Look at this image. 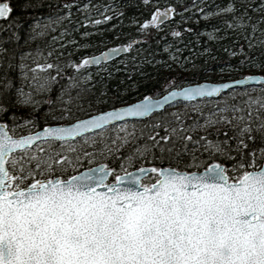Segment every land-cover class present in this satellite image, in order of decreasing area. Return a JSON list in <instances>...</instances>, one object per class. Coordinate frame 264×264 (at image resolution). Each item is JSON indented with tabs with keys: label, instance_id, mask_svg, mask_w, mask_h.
Wrapping results in <instances>:
<instances>
[{
	"label": "snow or ice",
	"instance_id": "6c2138e0",
	"mask_svg": "<svg viewBox=\"0 0 264 264\" xmlns=\"http://www.w3.org/2000/svg\"><path fill=\"white\" fill-rule=\"evenodd\" d=\"M41 7L40 0H20L21 15L13 16L9 0H0V29L10 34L5 39L20 38L23 14L34 20L30 37L44 34L50 24L32 17ZM196 11L222 16L224 36L229 28L243 33L249 51L239 48L240 62L216 61L205 47L203 56L223 63L219 73L206 60L196 64L194 57L172 55L155 62L154 75L134 67L118 86L98 88L101 70L108 78L119 71L103 63L114 54L127 51L140 66L154 62L147 49L131 53L137 42L149 41L152 26L159 30L177 14L172 4L156 7L142 24L130 18L138 36L128 43L69 56L63 64L35 63V91L23 85L12 91L10 71L18 67L27 79L29 69L23 54L17 64L0 43V264H264V74L233 78L245 66L264 72V0H226L214 12ZM123 15L115 10L101 19ZM66 18L71 21V12ZM219 33L213 25L208 36L223 39ZM80 35L85 43L75 41L78 50L107 42L103 35L94 43L88 32ZM122 63L127 73L128 63ZM245 81L262 86L237 91ZM55 84V99L35 98L50 96ZM129 142L133 147L119 156L118 166L96 163L112 158L115 164V154Z\"/></svg>",
	"mask_w": 264,
	"mask_h": 264
},
{
	"label": "trees",
	"instance_id": "16d2710c",
	"mask_svg": "<svg viewBox=\"0 0 264 264\" xmlns=\"http://www.w3.org/2000/svg\"><path fill=\"white\" fill-rule=\"evenodd\" d=\"M14 9H16L12 15L17 16L21 15L20 8V0H9ZM42 7L38 11L32 12V17L39 19L41 24H46L44 19H46L51 13L54 14H62L64 12H71V15L78 13L83 19L89 20H100L99 24H85L84 21H79L76 24V27H73L72 22H62L59 25L52 26L45 29L44 34L36 35L35 37H30L28 29L29 26L34 23L33 18L29 17L27 14L22 15V19L24 20L23 26L18 32L19 39H5L10 34L7 30L0 29V43H2L4 48L9 49L10 53L14 52V59L17 64L20 61V57L23 54L25 59L24 63L27 65L29 69L28 77L31 79L33 73L30 71L35 63H45L54 62L59 60L62 64L65 63L69 56L72 59H77L82 55H91L103 48L112 47L116 44L126 43L129 39H136L138 36L137 33V25H134L131 22L132 17H135L140 21V24L143 23L144 19H150L151 12L154 11L156 7H167L169 4H172L176 7L177 14L172 16L170 21L167 24L162 23L161 30H157L155 26L151 27V37L147 43L137 42L134 45L132 50V55H135L136 49H147L150 53L154 55L153 63H146L143 66L134 64L131 62V58L126 51L124 54L120 55L118 58L109 61L104 64H114L116 68L119 69L117 72H113L111 78H108L106 73L102 70L100 75L96 76L98 81L101 83L97 84V87H101V84L108 87L109 89L118 86L122 80H124L126 75L132 74V69L134 67L139 68L141 71L152 73L153 75L156 72V67L154 66L155 62L169 61L172 55H179L184 57H189V59H193V62L196 64H201L205 62L211 63L216 72H219V69L223 67V63H216L208 57L203 56V50L207 47L210 50L211 56L216 58V61H230L233 65H236L241 60V53L239 52V48L242 46L245 52H248L249 49L247 47V41L243 38V33L237 32L231 28L227 29L228 35L224 36L225 26L221 24L222 16L217 15L209 18H205L202 15V12L196 11V8H200L202 10L214 12L217 6L223 7L226 3V0H151V2L144 6L141 0H40ZM82 3L90 4L94 7L89 9H81L76 10ZM97 3L100 5V8L104 5H108L110 11L108 13H104L100 11L97 7ZM130 3L131 5L137 6H128L124 7L125 4ZM67 5H71V7H67ZM192 5H195L196 8H193ZM114 6V7H113ZM182 9H186L183 12V16L179 13ZM115 10H119L124 13L123 17H114L109 21H103L101 19V14H108ZM66 18H63L65 21ZM79 19V16L76 17ZM179 22V23H178ZM0 23H3L0 20ZM113 25L117 27L113 29ZM216 26L220 29L219 35L224 36L223 39L220 40H212L208 36V32L211 31L212 26ZM51 28V29H50ZM62 29L67 30V35L70 36L67 41L60 40L58 37V33ZM99 29V31H97ZM191 29V31H188ZM94 30V31H92ZM172 30H177L181 33L180 37H176L172 34ZM88 32L92 38V42L94 43L98 36L103 35L107 38V42L104 45H97L95 48H82L80 50L76 49L73 44L75 41H80L81 43H85L80 33ZM117 33H119V38H116ZM141 32L139 35H143ZM159 41V44L156 42ZM60 47H57V45ZM165 44L174 45L175 49L181 50L179 52H170L165 48ZM228 48L229 51H225L224 49ZM235 51L236 56H232L231 52ZM52 52V56L49 57L48 53ZM63 52V55L60 53ZM36 54H39L40 57H35ZM252 54L255 55V50L252 51ZM47 56L45 59L44 57ZM122 61H126L128 63V71L127 73L124 71V64ZM2 67V66H0ZM65 71L71 75L72 70L70 67L65 68ZM89 71L92 73H96V66H90ZM166 70L161 69V75H167ZM247 71H261L258 67H248L245 66L243 72L237 71L234 74L233 78L242 76ZM49 75L48 72H37L36 76H44ZM10 75L13 77L14 88L12 91H15L16 87H20L23 85L25 90H28V87L31 83L22 79L20 76L19 68H15L10 71ZM188 76V75H185ZM103 77V79H101ZM193 80L196 77H192ZM215 79V77L213 78ZM66 82V81H65ZM35 85V84H34ZM262 86L259 84L253 87H247L246 89L251 92L253 88L257 90ZM60 87V84L53 85V92L50 96L44 93H38L35 98L44 99L45 101L48 98L55 99V95ZM35 88V87H34ZM241 89H237L240 91ZM35 91V90H33ZM211 103H215L212 101ZM211 103L204 106V110L207 111L209 107H211ZM177 108L183 107L182 103L173 104ZM41 108H47V103H43ZM189 115L192 116L191 112V103H189ZM131 123V121H129ZM139 132V125L137 126V133ZM140 144L144 143V139L141 138L139 140ZM133 144L129 142L125 144L123 148L120 149L119 152L115 154L116 163L112 164L111 159L107 160L100 159L97 160L96 163H109L110 166L116 167L119 164V156L122 153H126L128 149L132 148ZM86 166H88L86 164ZM140 163L137 162L135 167H139ZM127 170H131L128 168Z\"/></svg>",
	"mask_w": 264,
	"mask_h": 264
},
{
	"label": "bare ground",
	"instance_id": "6f19581e",
	"mask_svg": "<svg viewBox=\"0 0 264 264\" xmlns=\"http://www.w3.org/2000/svg\"><path fill=\"white\" fill-rule=\"evenodd\" d=\"M96 1V0H95ZM97 7L100 9V11H102V12H104V7H101L100 8V5L97 3ZM165 7H163L162 9H164ZM82 8L79 6V7H77L76 8V10L78 11V10H81ZM66 13L67 12H64V13H62V14H54V13H51L50 15H52V16H49V17H47L46 19H44V20H46L45 21V23L47 22V24H52V26H55L56 24L57 25H59V23H62V22H72V24H73V27L75 26H77V25H75L76 24V21H84V19H83V17H81V15L79 14L78 15V13H76V14H74V15H71V21H69L67 18H66ZM79 16V19H76V17H78ZM58 17H65L66 19H65V21H63V19H61L59 22H57V18ZM170 19H171V17L168 19V20H166L165 22H164V24H167V22H169L170 21ZM51 29V28H50ZM92 31H94V30H92ZM61 36H63V39H61ZM58 37H59V39L60 40H63L64 42L65 41H67L68 40V38H70V36L69 35H64V33L60 30V32L58 33ZM129 41H127L126 43H128ZM121 44H124V43H121ZM118 58V57H117ZM116 59V58H115ZM114 60V59H113ZM112 61V60H111ZM107 63V62H106ZM249 74V73H248ZM245 75V74H244ZM243 76V75H242ZM242 76H239V77H242ZM239 77H236V78H239ZM259 85V84H258ZM257 86V85H256ZM250 87H253V86H250ZM245 88H247V87H245ZM238 89V88H237ZM239 89H242V88H239ZM55 97H56V95H55Z\"/></svg>",
	"mask_w": 264,
	"mask_h": 264
},
{
	"label": "water",
	"instance_id": "95a60500",
	"mask_svg": "<svg viewBox=\"0 0 264 264\" xmlns=\"http://www.w3.org/2000/svg\"><path fill=\"white\" fill-rule=\"evenodd\" d=\"M166 8V7H165ZM164 8V9H165ZM164 9H162L161 8V11H163ZM169 19V18H168ZM168 19H164L163 21H162V23H164L166 20H168ZM106 48H110V47H106ZM105 48H103V49H101V50H99V51H97V52H95V53H93V54H99V52L100 51H103ZM125 53V52H124ZM124 53H117V54H114V56H113V58L111 59V60H113V59H115V58H117V57H119L120 55H122V54H124ZM93 54H91V55H93ZM110 60V61H111ZM106 62H109V61H106ZM106 62H103V63H106ZM249 74H260V73H249ZM246 75V74H245ZM242 77H239V78H235V79H241ZM258 84H261V82L260 81H256V82H251V81H245L244 83H243V85H241V86H237V88H245V87H250V86H256V85H258ZM172 104H176L177 102L176 101H173V102H171ZM36 131V130H35ZM140 167V166H139ZM138 168V167H137ZM132 170V169H131ZM131 170H128V171H131Z\"/></svg>",
	"mask_w": 264,
	"mask_h": 264
},
{
	"label": "rangeland",
	"instance_id": "374dc122",
	"mask_svg": "<svg viewBox=\"0 0 264 264\" xmlns=\"http://www.w3.org/2000/svg\"><path fill=\"white\" fill-rule=\"evenodd\" d=\"M159 30H161V29H159ZM35 57H37V58H39L40 57V55L39 54H36V56ZM47 56H45L44 57V59L46 58ZM41 58V57H40ZM166 72V74H168L167 73V71H165ZM217 73H219V72H217ZM248 73H260V74H264V72H262V71H247V72H245V74H248ZM35 75H36V73H35ZM184 75H189V73H187V72H185L184 73ZM44 76H46V74L44 75ZM214 78V77H213ZM22 79H24V80H26L27 82H29V83H31V79L29 78V77H27V79H25V78H22ZM28 87V89H29V87H31V89L32 90H35V85H34V83H31L29 86H27ZM25 91H27V90H25ZM36 129L35 128H33L32 129V131H35ZM21 134H23V133H21Z\"/></svg>",
	"mask_w": 264,
	"mask_h": 264
}]
</instances>
